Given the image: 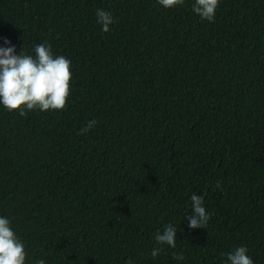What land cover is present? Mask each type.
Returning <instances> with one entry per match:
<instances>
[{"label":"trees","instance_id":"16d2710c","mask_svg":"<svg viewBox=\"0 0 264 264\" xmlns=\"http://www.w3.org/2000/svg\"><path fill=\"white\" fill-rule=\"evenodd\" d=\"M194 2L0 0V48L46 42L72 70L64 111L0 105V217L26 264H225L239 246L264 264V0H221L214 22ZM169 223L174 249L154 239Z\"/></svg>","mask_w":264,"mask_h":264},{"label":"clouds","instance_id":"9594fccd","mask_svg":"<svg viewBox=\"0 0 264 264\" xmlns=\"http://www.w3.org/2000/svg\"><path fill=\"white\" fill-rule=\"evenodd\" d=\"M166 9L181 7L185 0H157ZM221 0H195L192 11L202 20L214 22L216 11ZM98 23L102 31L108 33L110 25L115 23L111 13L98 9L96 12ZM5 43H10L6 41ZM12 46L0 48V105L9 112H18L25 116L26 112L39 110L64 111L71 95L72 70L71 60L64 56H54L51 45L42 43L35 46V55L15 54ZM97 124L96 120L88 122L80 130V135L86 134ZM216 189L221 188L217 182ZM192 214L187 216L188 227L191 229L203 228L210 220L204 206V197L193 194L191 196ZM177 230L173 224L164 226L162 232L155 234L158 246L167 245L176 247ZM163 251L162 247H154L151 256L156 258ZM244 246L236 247L226 256L225 264H254L253 259L247 254ZM224 255V254H222ZM27 253L25 245L17 237L11 227V221L0 217V264H26ZM174 259L183 260L182 254L174 255ZM36 264H45L38 260ZM127 264H133L129 259Z\"/></svg>","mask_w":264,"mask_h":264}]
</instances>
